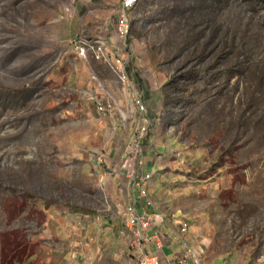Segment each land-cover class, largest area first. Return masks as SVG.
Wrapping results in <instances>:
<instances>
[{
	"label": "rangeland",
	"instance_id": "374dc122",
	"mask_svg": "<svg viewBox=\"0 0 264 264\" xmlns=\"http://www.w3.org/2000/svg\"><path fill=\"white\" fill-rule=\"evenodd\" d=\"M119 1L16 0L15 18L1 4L0 264H116L126 250L114 230L99 242L82 225L107 204L91 163L112 126L96 102L132 107L104 64L70 48L79 33L108 36ZM129 23L130 80L136 69L169 84L158 130L198 152L166 186L168 206L205 258L264 263V0H139Z\"/></svg>",
	"mask_w": 264,
	"mask_h": 264
},
{
	"label": "crops",
	"instance_id": "0c3cea01",
	"mask_svg": "<svg viewBox=\"0 0 264 264\" xmlns=\"http://www.w3.org/2000/svg\"><path fill=\"white\" fill-rule=\"evenodd\" d=\"M134 67L136 68L137 66L134 64ZM132 79L135 80V85L141 90L143 101L147 106V113L152 119L149 133L144 141L145 151L140 170L144 173H151V178L147 181L146 188L148 196L155 206L148 205L143 198H140L138 187L134 186V178L126 177V172L119 170L127 155L130 137L136 129V120L135 111L131 105L132 108L127 110V112L124 111L125 109H117L114 106L111 110H106L104 113L97 111V114L105 119L106 123L111 124L112 128L110 130L105 128L101 131L105 139L99 144L98 149L100 151L93 156L91 163L106 196L107 204L97 214L90 216L91 218L88 217L89 220L86 218L82 227L88 224L85 227L91 228L89 226L91 223L93 228L97 229L99 242H101V240H108V238H104L106 236L105 230H114L113 236L118 237V232L121 229L120 215L129 203L134 204L141 211L149 213L162 212L165 214V220L156 218L153 220L152 225L154 228L161 227L165 233L164 250L159 253V257L164 258L179 249L176 236L169 229V227H173L171 216H174L175 221H178L183 216L188 218L187 215L177 210L174 211L168 206L173 198L171 197V192L167 189L172 184V180L176 179L175 174H178V176L181 174L177 170H190L194 167L198 152L192 147L182 146L172 129L158 130L155 115L159 111L161 98L164 95L162 91L165 86L164 82L158 80V82L151 83L140 77V73L136 69H134ZM93 99L94 96L92 95L90 100L93 101ZM124 99L126 98L124 97ZM117 171L118 174H116ZM189 176L191 175L189 174ZM167 185H169L168 188H166ZM190 223L191 233L197 235L192 221ZM194 234L190 236L192 237ZM116 238L115 246L119 243ZM118 249H120L119 246H117L116 250ZM149 250H152V248ZM202 255L205 264H238L224 254H217L210 259L205 258L203 253ZM115 257L119 260V263L116 264H129L128 262L132 260L128 253L123 250V247ZM251 264L264 263L258 261V263Z\"/></svg>",
	"mask_w": 264,
	"mask_h": 264
},
{
	"label": "built area",
	"instance_id": "2783aa9c",
	"mask_svg": "<svg viewBox=\"0 0 264 264\" xmlns=\"http://www.w3.org/2000/svg\"><path fill=\"white\" fill-rule=\"evenodd\" d=\"M138 3L139 0H120L115 10L112 32L108 36L91 37L79 33L70 43V48L79 60L85 61L91 58L104 64L126 91L135 111L137 128L130 137L127 155L119 170H124L126 177L134 178V186L138 187L139 197L154 207L155 204L149 198L146 188L151 173L140 170L145 151L144 141L149 133L152 119L147 113L141 91L130 80L127 70L131 56L129 20ZM106 106L104 103H97L96 109L104 113ZM120 218L121 229L118 233L124 240L125 251L133 260V264H205L202 252L194 245L195 237L190 236L194 234L191 233L190 219L183 216L175 221L174 216H171L173 227L169 229L175 234L179 249L171 252L168 257L160 258L159 253L164 250L165 233L159 226L154 228L152 223L156 218L165 220V214L158 211L154 213L141 211L134 204L129 203L123 209ZM150 248L152 250H149Z\"/></svg>",
	"mask_w": 264,
	"mask_h": 264
},
{
	"label": "bare ground",
	"instance_id": "6f19581e",
	"mask_svg": "<svg viewBox=\"0 0 264 264\" xmlns=\"http://www.w3.org/2000/svg\"><path fill=\"white\" fill-rule=\"evenodd\" d=\"M3 2V0H0V7H1V4H3L2 3ZM15 3H16V0H13V13H12V15H9V16H12V18H15L16 17V15L18 14V9H17V7H16V5H15ZM5 5V4H4ZM3 5V6H4ZM3 9V8H2ZM1 12V11H0ZM8 13V12H7ZM1 15V14H0ZM8 18H10V17H8ZM11 19V18H10ZM1 21V20H0ZM2 23V22H1ZM15 23V22H14ZM1 26V25H0ZM2 30H3V28H1ZM5 29H7V28H5ZM17 29H18V27H17V25H12L10 28H9V33H11V34H9V35H11L10 36V38H8V41H9V43H10V47H9V49L8 50H10L11 52H12V54L14 55L16 52H17V46H18V41H17ZM8 31V30H7ZM7 35V34H6ZM6 38L7 37H5L4 36V33H2V32H0V52H3V49H5L6 50V47H7V44L5 45L6 47L5 48H3V43H4V41L6 40ZM8 48V47H7ZM4 53H5V51H4ZM16 55V54H15ZM3 58V57H2ZM13 59H15V58H13ZM16 61V60H15ZM13 69V68H12ZM15 69V68H14Z\"/></svg>",
	"mask_w": 264,
	"mask_h": 264
},
{
	"label": "trees",
	"instance_id": "16d2710c",
	"mask_svg": "<svg viewBox=\"0 0 264 264\" xmlns=\"http://www.w3.org/2000/svg\"><path fill=\"white\" fill-rule=\"evenodd\" d=\"M167 85H169V84L166 83L165 86H164V88H165ZM164 96L167 97L168 95H166L165 92H164Z\"/></svg>",
	"mask_w": 264,
	"mask_h": 264
}]
</instances>
